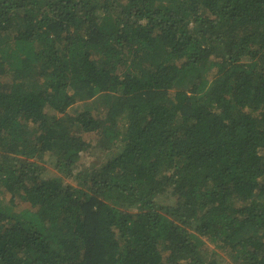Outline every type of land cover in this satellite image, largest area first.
I'll return each mask as SVG.
<instances>
[{
  "label": "trees",
  "instance_id": "1",
  "mask_svg": "<svg viewBox=\"0 0 264 264\" xmlns=\"http://www.w3.org/2000/svg\"><path fill=\"white\" fill-rule=\"evenodd\" d=\"M0 264H264V0H0Z\"/></svg>",
  "mask_w": 264,
  "mask_h": 264
},
{
  "label": "rangeland",
  "instance_id": "2",
  "mask_svg": "<svg viewBox=\"0 0 264 264\" xmlns=\"http://www.w3.org/2000/svg\"><path fill=\"white\" fill-rule=\"evenodd\" d=\"M109 155H110V154H109ZM73 181H74V180H73ZM12 201H13V199H12V197L10 196L8 202L12 203Z\"/></svg>",
  "mask_w": 264,
  "mask_h": 264
}]
</instances>
